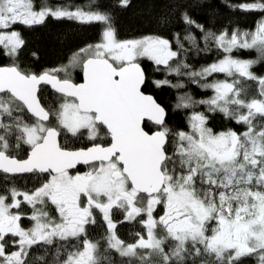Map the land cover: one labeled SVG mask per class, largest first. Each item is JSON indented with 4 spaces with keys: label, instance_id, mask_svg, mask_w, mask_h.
Returning <instances> with one entry per match:
<instances>
[{
    "label": "snow or ice",
    "instance_id": "obj_1",
    "mask_svg": "<svg viewBox=\"0 0 264 264\" xmlns=\"http://www.w3.org/2000/svg\"><path fill=\"white\" fill-rule=\"evenodd\" d=\"M129 3L116 0L115 6ZM227 6L264 13V0ZM49 18L99 25V40L59 67L39 72L22 67L21 29ZM179 19L184 34L176 33L173 40L158 35L122 40L98 0L55 6L49 0H0V57L10 60L0 65V172L6 178L43 177L32 191L0 192V264H37L45 257L36 251L46 255L53 246L57 261L66 255L60 264H114L111 251L129 258V264L133 259L139 264H245L252 257L264 264V76L251 71L264 61V16L254 31L219 33L187 12ZM239 50H255L258 57L235 58ZM212 51L218 58L199 69L187 62L192 53ZM143 59L155 65L154 71L177 77L175 83L167 78L152 83L177 90V110L192 109L187 130L170 128L166 109L146 91ZM76 68L83 74L81 83L71 79ZM218 74L225 79L215 78ZM185 80L212 95L196 100L181 92ZM248 81L257 84L251 98ZM42 85L60 95L58 106H44ZM199 106L244 130L215 132L205 112L195 110ZM62 132L76 138L87 132L91 145L68 148L60 143ZM25 145V159L12 155ZM79 165L87 171H78ZM118 213L123 220L115 218ZM98 214L105 227L103 251L101 241L89 237ZM25 218L30 227L23 225ZM124 222L140 225L134 242L118 236V224Z\"/></svg>",
    "mask_w": 264,
    "mask_h": 264
},
{
    "label": "trees",
    "instance_id": "obj_2",
    "mask_svg": "<svg viewBox=\"0 0 264 264\" xmlns=\"http://www.w3.org/2000/svg\"><path fill=\"white\" fill-rule=\"evenodd\" d=\"M88 0H49L53 6L57 4H85ZM243 0H130L127 8L116 7V0H98L103 10H108L112 16V24L116 29L118 39L140 38L147 35H158L173 40L176 33L184 34L185 25L179 19L183 12H187L193 20L219 33L224 29L231 32L233 29L241 31H254L257 22L264 16V13L250 12L243 13L233 11L227 4L241 3ZM39 4L40 0H36ZM18 28L20 26H17ZM22 36L26 41L25 47L20 56L22 67L39 72L42 69L59 67L66 64L73 53L89 44H94L99 40V25H81L70 20H54L49 18L45 24L36 26L32 29H21ZM199 35L198 30H194ZM33 53L36 55L34 56ZM235 58L256 60L258 54L255 50H239L233 53ZM218 58L215 51L210 53L195 54L187 57V62L194 69L208 65ZM10 63L7 58L0 57V65ZM141 66L148 76L149 86L146 89L153 95L155 100L161 104L167 111V124L174 130H187V112L189 110H177L175 108L177 90L167 85L159 88L155 87L152 81L169 79L173 83L177 81L175 76H166L164 72L154 71L155 65L146 59L141 60ZM251 71L257 76H264V61L253 65ZM63 77V73L60 74ZM219 79H225L223 74H218ZM71 79L73 82L81 80V70L79 68L71 70ZM184 79V78H180ZM211 79V78H210ZM186 87L181 92H189L194 99H206L212 95L211 90H203L196 85L185 80ZM249 88V98L257 92L255 81L247 82ZM40 98L46 108L58 106L61 102L60 95L52 92L46 86L41 87ZM196 111L205 112L208 116V127L215 132L234 129L237 132L244 130L243 125H236L234 121L226 119L221 113H208L203 106H199ZM103 133H101L102 135ZM60 143L68 148L77 149L91 145V141L83 134L79 137H72L71 134L61 133ZM102 142V141H97ZM27 146L20 149H13L12 155L19 159L26 157ZM78 171H87L86 167H79ZM43 183V177L37 173L26 175L8 176L0 172V192H5L13 187L20 191H32ZM25 212L30 214L31 209L24 205ZM98 226L90 229L89 237L94 241H101L102 251L104 242L105 227L99 214ZM123 220V214L118 213L115 217ZM23 225L31 226V221L23 220ZM140 230L138 223L124 222L118 224L117 234L126 243L134 242L136 231ZM167 250V246H166ZM55 247L53 246L45 255L43 249L36 251V255H44V261H37V264H60V261L66 258V255L60 257L57 261L55 256ZM111 257L114 264H129V258L120 257L115 251H111ZM132 264H139L138 259H133ZM245 264H257L256 258H247Z\"/></svg>",
    "mask_w": 264,
    "mask_h": 264
},
{
    "label": "water",
    "instance_id": "obj_3",
    "mask_svg": "<svg viewBox=\"0 0 264 264\" xmlns=\"http://www.w3.org/2000/svg\"><path fill=\"white\" fill-rule=\"evenodd\" d=\"M82 80H83V74H82V72H81V80L79 81V82H77V83H81L82 82ZM76 83V82H75ZM42 86H46L47 88H49L52 92H54V93H56L52 88H51V86H49V85H42ZM41 86V87H42ZM56 94H58V93H56ZM148 94H150V93H148ZM59 95V94H58ZM153 96V95H152ZM155 99V98H154ZM90 146V145H89ZM77 149H79V148H77ZM26 158V157H25ZM25 158H23V159H25ZM79 167H85V166H83V165H79L78 166V168ZM72 171H75V170H72ZM2 173V172H1ZM26 174H31V173H22V174H16V175H26ZM38 174V173H37Z\"/></svg>",
    "mask_w": 264,
    "mask_h": 264
},
{
    "label": "rangeland",
    "instance_id": "obj_4",
    "mask_svg": "<svg viewBox=\"0 0 264 264\" xmlns=\"http://www.w3.org/2000/svg\"><path fill=\"white\" fill-rule=\"evenodd\" d=\"M83 135L87 137V132H83ZM103 137V134L101 135ZM15 211V210H13Z\"/></svg>",
    "mask_w": 264,
    "mask_h": 264
},
{
    "label": "flooded vegetation",
    "instance_id": "obj_5",
    "mask_svg": "<svg viewBox=\"0 0 264 264\" xmlns=\"http://www.w3.org/2000/svg\"><path fill=\"white\" fill-rule=\"evenodd\" d=\"M77 170H78V169H77ZM77 170H75V171H72V174H75ZM80 172H83V171H80Z\"/></svg>",
    "mask_w": 264,
    "mask_h": 264
}]
</instances>
